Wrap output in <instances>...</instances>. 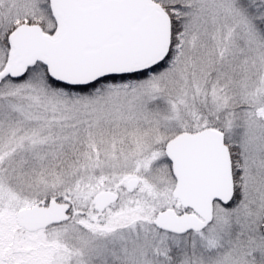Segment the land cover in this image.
I'll use <instances>...</instances> for the list:
<instances>
[{
  "label": "snow or ice",
  "instance_id": "snow-or-ice-1",
  "mask_svg": "<svg viewBox=\"0 0 264 264\" xmlns=\"http://www.w3.org/2000/svg\"><path fill=\"white\" fill-rule=\"evenodd\" d=\"M0 264H264V0H0Z\"/></svg>",
  "mask_w": 264,
  "mask_h": 264
}]
</instances>
